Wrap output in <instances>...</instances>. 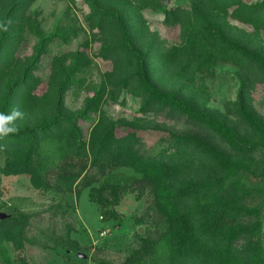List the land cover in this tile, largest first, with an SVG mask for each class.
<instances>
[{
	"label": "trees",
	"instance_id": "1",
	"mask_svg": "<svg viewBox=\"0 0 264 264\" xmlns=\"http://www.w3.org/2000/svg\"><path fill=\"white\" fill-rule=\"evenodd\" d=\"M35 1L0 0V113H23L11 122L15 133L0 135V171L28 174L34 188L59 191L97 166L99 184L92 185L95 175L81 184L92 185L90 194L106 220L119 218L115 208L134 185L149 188L166 227L160 235L168 253L164 264H264V119L252 96L257 82L264 81V0H186L169 6L172 0H83L89 7L86 23L100 34L95 54L110 59L112 68L78 109L68 108L65 97L77 83L76 74L91 63L90 41L54 54L45 89L37 93L42 55L57 35H66L57 25L44 33L39 10L30 9ZM143 9L160 10L166 24L179 25L180 41L165 47ZM25 31L37 41L21 56L17 50ZM220 63L236 68L237 96L227 104L243 132L208 107L206 79ZM123 92L140 99L142 115L164 113L197 131L166 130L143 116L113 118L104 103H117ZM79 120L91 121L87 137ZM117 127L131 130L118 136ZM144 128L166 131L158 149L144 145L137 134ZM213 134L226 148L211 139ZM115 167H130L140 177L109 181L104 171ZM55 168L58 177L52 183L46 175ZM29 216L0 219L2 264H28ZM160 240L144 237L119 264H160L155 258Z\"/></svg>",
	"mask_w": 264,
	"mask_h": 264
},
{
	"label": "rangeland",
	"instance_id": "2",
	"mask_svg": "<svg viewBox=\"0 0 264 264\" xmlns=\"http://www.w3.org/2000/svg\"><path fill=\"white\" fill-rule=\"evenodd\" d=\"M186 2V0H172L168 6ZM30 9L39 10V19L44 33L53 32L57 25L58 32L66 35V37L57 35L48 44L47 52L42 55L36 72L42 79L36 89L37 93L45 89L50 61L54 54L74 50L85 39L90 41L86 51L91 56V63L84 71L76 74L77 83L67 91L65 97L68 108L78 109L86 95H92L93 88L102 80L103 74L112 68L110 59H103L95 54L101 44L98 40L100 34L97 30L90 29L84 19L89 7L83 0L71 2L36 0ZM142 14L149 28L159 33L165 47L180 41L179 25L166 24L160 10L143 9ZM230 23L236 24L245 31H251L249 25L241 24L231 18ZM36 41L35 36L25 31L24 40L17 53L21 56L30 54ZM235 69L230 64L220 63L216 71L207 77L210 93L208 107L243 132L244 129L233 107L227 104L235 100L237 96L239 85L234 73ZM252 96L254 108L264 119V81L257 82ZM139 104L140 99L123 92L120 101L113 103L107 100L104 107L113 118L132 119L143 116L145 120L162 123L166 130L181 133L197 131L194 125L187 124L183 119L168 117L164 113L148 112L142 115L137 111ZM78 123L83 129L84 136L87 137L91 121L79 120ZM130 130L127 127H117L116 134L122 136ZM165 132L159 128H144L138 130L137 134L146 147L158 149L161 145V137L166 136ZM200 132L207 133L202 129ZM211 139L226 148L214 134L211 135ZM2 163L3 157L0 156V166ZM55 171L56 168L49 170L46 175L52 183L57 181L58 176ZM104 172H106L105 178L114 182L130 183L133 182L134 177H140V174L130 167H115L106 169ZM83 175L86 177L82 179ZM92 175L96 176L92 185H98L102 175L95 166L82 172L72 182L70 188L46 191L34 188L28 174H3L0 171V219L20 213L30 215L25 229L27 236L25 253L29 256L28 264H119L140 245L144 237L160 240V235L166 227L156 211L149 188L141 189L142 185H134V190L125 193L115 208L119 218L106 220L102 218L101 208L90 194L92 185L81 184ZM262 224L261 245L264 257V207ZM246 242V239L240 240L241 245H245ZM2 245L9 247V243L5 240ZM167 254L164 241L159 242L155 249L156 260L160 264L166 263Z\"/></svg>",
	"mask_w": 264,
	"mask_h": 264
},
{
	"label": "clouds",
	"instance_id": "3",
	"mask_svg": "<svg viewBox=\"0 0 264 264\" xmlns=\"http://www.w3.org/2000/svg\"><path fill=\"white\" fill-rule=\"evenodd\" d=\"M23 113L14 110L10 115L0 113V135H7L8 133H15L18 129L16 125L11 124L17 117H22ZM11 125V126H9Z\"/></svg>",
	"mask_w": 264,
	"mask_h": 264
}]
</instances>
